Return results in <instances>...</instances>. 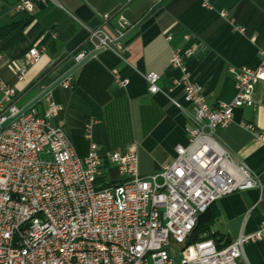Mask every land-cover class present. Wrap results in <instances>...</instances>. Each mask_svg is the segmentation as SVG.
Wrapping results in <instances>:
<instances>
[{
  "label": "crops",
  "instance_id": "0c3cea01",
  "mask_svg": "<svg viewBox=\"0 0 264 264\" xmlns=\"http://www.w3.org/2000/svg\"><path fill=\"white\" fill-rule=\"evenodd\" d=\"M18 1L0 0V82L15 88V103L25 108L78 65L76 53L83 50L89 57L98 51L88 38L101 26L98 15L109 14L112 29L125 34L159 0H30L31 11L15 10ZM122 41L129 45L123 57L98 51L33 106L39 114L50 102L61 107L50 121L79 156L92 141L120 151L134 145L139 172L148 174L173 160L191 125L182 86L175 84L181 70L170 63L171 54L191 50L183 68L212 107L230 101L236 93L232 69L256 68L261 59L264 0H166ZM33 46L45 47L36 62L28 57ZM112 70L128 79L127 85L117 86ZM149 72L159 74L155 93L148 90ZM252 99L253 106L234 110L217 138L255 173L260 187L226 194L211 206L207 239L217 247L253 233L264 219V146L246 127L264 135V81L254 86ZM110 172L117 176L114 168ZM244 255L247 264H264V238L247 242Z\"/></svg>",
  "mask_w": 264,
  "mask_h": 264
},
{
  "label": "built area",
  "instance_id": "2783aa9c",
  "mask_svg": "<svg viewBox=\"0 0 264 264\" xmlns=\"http://www.w3.org/2000/svg\"><path fill=\"white\" fill-rule=\"evenodd\" d=\"M13 8L31 11L32 4L19 0ZM98 16L101 26L88 34L95 50L123 57L129 50L124 34L112 29L109 14ZM44 50L33 46L28 57L36 62ZM190 54L181 49L169 59L181 70L175 84L190 108L186 143L175 146L171 162L148 174L139 172L134 145L120 151L92 141L79 156L50 121L59 105L50 102L43 114L33 105L20 108L15 88L0 82V264H247L244 245L264 238V219L256 231L224 247L190 237L199 215L219 198L260 187L255 173L219 143L217 131L232 122L236 108L254 105V86L264 81V49L256 68L232 69L236 93L214 107L183 68ZM87 56L81 50L74 60ZM112 74L117 86L127 85L117 70ZM16 77L22 81L24 70ZM145 79L150 92L160 90L158 73ZM246 127L264 146V135Z\"/></svg>",
  "mask_w": 264,
  "mask_h": 264
},
{
  "label": "water",
  "instance_id": "95a60500",
  "mask_svg": "<svg viewBox=\"0 0 264 264\" xmlns=\"http://www.w3.org/2000/svg\"><path fill=\"white\" fill-rule=\"evenodd\" d=\"M164 1H166V0H159L156 4H154L152 7H151V9L148 11V13L137 23V24H135L127 33H125L122 37H121V39H123L126 35H128L130 32H132L135 28H137L146 18H148L152 13H153V11L158 7V6H160ZM98 51H101V49L100 50H98ZM98 51H96V52H94L93 54H91L89 57H87L86 59H84L83 61H81L80 63H78V65L74 68V69H72L70 72H68L64 77H62L56 84H58V83H60V82H62L65 78H67L76 68H78V67H80L84 62H86L90 57H92L93 55H95L96 53H98ZM55 84V85H56ZM54 85V86H55ZM54 86H52V87H49L48 89H46L43 93H41L30 105H28L25 109H27L29 106H31V105H33L35 102H37V101H39L41 98H43L45 95H47L50 91H51V89L54 87ZM24 109V110H25ZM13 118H9V119H7L4 123H3V127H6L9 123H10V121L12 120Z\"/></svg>",
  "mask_w": 264,
  "mask_h": 264
},
{
  "label": "trees",
  "instance_id": "16d2710c",
  "mask_svg": "<svg viewBox=\"0 0 264 264\" xmlns=\"http://www.w3.org/2000/svg\"><path fill=\"white\" fill-rule=\"evenodd\" d=\"M126 43V42H125ZM213 205V204H212ZM211 205V206H212ZM211 206L198 217L197 225L192 232L190 242L207 239L210 230V217L208 215Z\"/></svg>",
  "mask_w": 264,
  "mask_h": 264
}]
</instances>
